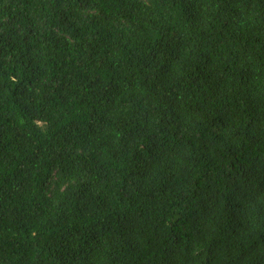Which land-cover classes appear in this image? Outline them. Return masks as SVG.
<instances>
[{
	"label": "trees",
	"instance_id": "16d2710c",
	"mask_svg": "<svg viewBox=\"0 0 264 264\" xmlns=\"http://www.w3.org/2000/svg\"><path fill=\"white\" fill-rule=\"evenodd\" d=\"M0 264H264V0H0Z\"/></svg>",
	"mask_w": 264,
	"mask_h": 264
}]
</instances>
